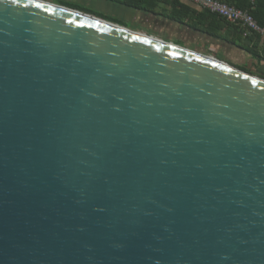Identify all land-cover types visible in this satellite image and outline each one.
Returning <instances> with one entry per match:
<instances>
[{"label":"water","instance_id":"water-1","mask_svg":"<svg viewBox=\"0 0 264 264\" xmlns=\"http://www.w3.org/2000/svg\"><path fill=\"white\" fill-rule=\"evenodd\" d=\"M0 264H264V79L0 0Z\"/></svg>","mask_w":264,"mask_h":264},{"label":"crops","instance_id":"crops-1","mask_svg":"<svg viewBox=\"0 0 264 264\" xmlns=\"http://www.w3.org/2000/svg\"><path fill=\"white\" fill-rule=\"evenodd\" d=\"M224 1L232 5L239 0ZM57 3L213 57L264 79L263 36H244L240 27L229 25L184 0H58Z\"/></svg>","mask_w":264,"mask_h":264},{"label":"built area","instance_id":"built-area-1","mask_svg":"<svg viewBox=\"0 0 264 264\" xmlns=\"http://www.w3.org/2000/svg\"><path fill=\"white\" fill-rule=\"evenodd\" d=\"M205 10L229 25L240 27L244 36L259 35L264 37V28L260 27L252 15L245 10L237 9L224 0H184Z\"/></svg>","mask_w":264,"mask_h":264},{"label":"trees","instance_id":"trees-1","mask_svg":"<svg viewBox=\"0 0 264 264\" xmlns=\"http://www.w3.org/2000/svg\"><path fill=\"white\" fill-rule=\"evenodd\" d=\"M228 4L231 5L229 2ZM232 6L240 10L248 11L257 21L258 25L264 28V0H239L233 3Z\"/></svg>","mask_w":264,"mask_h":264},{"label":"rangeland","instance_id":"rangeland-1","mask_svg":"<svg viewBox=\"0 0 264 264\" xmlns=\"http://www.w3.org/2000/svg\"><path fill=\"white\" fill-rule=\"evenodd\" d=\"M44 1H48V2H54L55 4L58 2V0H44ZM62 1V0H61ZM58 4V3H57ZM127 29V28H126Z\"/></svg>","mask_w":264,"mask_h":264},{"label":"snow or ice","instance_id":"snow-or-ice-1","mask_svg":"<svg viewBox=\"0 0 264 264\" xmlns=\"http://www.w3.org/2000/svg\"><path fill=\"white\" fill-rule=\"evenodd\" d=\"M13 3H15V0H12Z\"/></svg>","mask_w":264,"mask_h":264}]
</instances>
